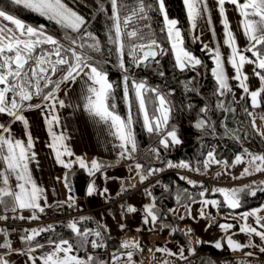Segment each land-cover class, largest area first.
Wrapping results in <instances>:
<instances>
[{
    "label": "snow or ice",
    "instance_id": "6c2138e0",
    "mask_svg": "<svg viewBox=\"0 0 264 264\" xmlns=\"http://www.w3.org/2000/svg\"><path fill=\"white\" fill-rule=\"evenodd\" d=\"M8 2L12 9L22 5L24 9L55 24L63 36L58 38L55 33H50L44 24L25 23L12 11L0 7V114L11 118L10 122L0 123V163L4 166L0 171V222L6 225L0 227V238L3 241L0 243V264H14L10 259L13 253L26 257L25 264H108V261L98 255H87L85 259L73 254L87 252L89 244L93 250L108 247L107 240L110 237L104 234L109 232V226L91 215L68 219L66 224L61 222V227L69 229L73 234L71 239L57 231L53 223L22 228L19 231L20 247H14L10 239L17 228L10 230L7 227L9 223L15 225L16 221H40L41 214H46V209L57 211L66 207L69 213L79 210L78 197L72 183L74 164L89 177L84 195L103 197L105 203L112 200L108 182L117 179L116 176H109L107 170L119 165L121 161L130 162L127 165L128 172H135L141 185L149 177H155L167 169H184L190 173L205 175L212 165L219 166L224 175L237 165H246L238 176L232 175V180L253 177L257 173L264 176V151L254 152L244 147L229 162L228 159L218 157L215 146L205 154L207 145L203 143V136L210 134L215 138L218 135L212 112L231 113L235 121L237 108L233 105L239 106L246 117L253 116L248 107L249 101L251 109L264 107V0H214L212 4L209 0H182L188 23V39L182 34L184 30L178 26L180 21L170 18L166 0H95L97 7L93 10L92 20L95 21L100 14L105 18V35L109 45L107 57L102 50L101 40L90 30L88 20L69 7L65 0ZM228 5L234 6L232 11L239 14L236 28L231 25ZM217 19L222 29V43L216 27ZM3 21L10 22L14 27ZM241 31L247 41L243 48L238 44V34ZM206 33H210V39ZM189 39L191 44L201 45V56L194 54L189 46ZM225 48L227 52L224 51ZM164 57L169 58L174 73H196L191 79H178L174 75L173 80L183 89L185 96L195 93L203 100V106L198 107L189 100L180 108L181 112L186 110L189 116L195 113L194 121L190 119L189 124L201 133L198 138L201 142L200 149L189 160L174 162L168 158V154L183 141L180 128L174 122L177 112L173 103L175 88L170 86L161 65ZM203 57H207L211 65ZM111 58L115 61L112 68L122 76L120 84L123 87V103L128 110L125 118L117 114L115 86L108 79L107 65ZM153 65L156 74L164 80L163 85H152L147 79L137 78L134 69H149ZM246 66H251L250 74L246 71ZM209 72L214 81L213 88L209 96H202L199 90L200 78L207 76ZM82 74L87 77L84 80L87 85L83 93L84 109L90 116L99 117L108 124L109 134L119 141L116 144L119 152L115 165L96 159H92L89 164L79 155L74 160L64 159L72 157L74 153L64 143L66 136L55 131L60 123L57 106L64 108L66 105L58 93L62 91V85L76 81ZM237 90L242 94L238 96ZM34 97L40 102L32 103ZM109 100L112 101L110 105L106 103ZM31 110H39L43 116L50 139L47 146L54 154L56 164L65 169L62 183L67 197L64 200L57 199L54 203H49L45 189L37 184L30 171L29 164L36 161L37 154L34 151L35 138L30 131V122L24 113ZM226 120L227 115L219 121L223 136L239 143L241 135L238 130L229 128ZM17 121L23 126L26 143L13 134L12 124ZM136 124H140L142 130L148 133L149 139L155 141L154 145L143 150V156L137 134L133 130ZM243 137H259L264 145V131L257 128L254 119L245 125ZM141 159L144 160L143 163ZM156 162L159 166H153ZM178 175L179 180L190 185L193 191L177 186L173 194L169 185H162L157 179L155 185L144 188L143 194L148 202H141L140 206L127 201L121 203L120 217L131 214L134 219L138 218L141 226L135 229L137 232H143V226L149 232H154L155 225L159 223L161 231L169 229L168 235L173 240L178 226L165 222L169 216L177 222L200 218L208 221L209 225L218 224L223 235L213 237L212 241L200 238L193 241L194 229L185 225L184 229H180L185 243L175 242L173 247L165 243L163 246H156L154 252L152 248H148L154 259L159 253L162 254L163 264H169V259L173 264H192L190 257L196 255V246L205 243H211L215 249H222L226 244L233 252L258 249L259 253L264 254V215H261L264 213V204L235 214V210L243 205L244 195L255 197L257 192H264V179L259 183L253 180L242 187H208L204 182L188 175ZM221 175L222 171L215 173L216 178ZM13 177L14 186L10 182ZM60 180L57 177V181ZM99 180L103 181L102 185ZM155 186L163 188L159 198L152 190ZM130 188L136 189L137 185L131 184ZM128 192L129 188L121 181L120 191L116 196L121 197ZM165 193L168 196L174 195L176 207H163L161 202L166 198ZM214 194H219L223 199L210 198ZM210 209H215L216 214L213 215ZM222 209L228 211L225 222L219 223L217 217ZM25 211L30 215H24ZM108 214L111 216L112 212L109 211ZM249 218L254 221V225L249 223ZM88 222L95 224V227H87ZM79 224H84V227L81 229ZM117 224L121 231L128 228L120 220ZM236 224H239V233L246 237L244 242L237 239V232L232 231ZM44 233H48L46 243H41L37 238ZM254 237L259 238V244L254 243ZM143 251L141 241L121 240L111 253V264H136L134 256ZM253 256V251H245L243 259L237 264H264L258 258L251 259ZM202 264H216V261L209 259L202 261Z\"/></svg>",
    "mask_w": 264,
    "mask_h": 264
},
{
    "label": "crops",
    "instance_id": "0c3cea01",
    "mask_svg": "<svg viewBox=\"0 0 264 264\" xmlns=\"http://www.w3.org/2000/svg\"><path fill=\"white\" fill-rule=\"evenodd\" d=\"M213 2L214 0H209L210 4H212ZM241 2H243V0H241ZM227 7L229 9L231 25L233 28H236L239 19V14L238 12L232 11L234 6L228 5ZM0 21H2V18H0ZM3 23L7 24L10 27H14L8 21H3ZM216 27L218 30V35L221 37L222 43V29L218 23V19L216 20ZM196 34H198V30ZM206 36L210 39V33H206ZM238 44L241 48L247 45V41L243 37L242 31L238 34ZM224 51L227 52V49L225 48ZM250 54L247 55L251 56ZM228 70L229 74H231L230 66L228 67ZM246 71H248L250 74L251 66H246ZM86 79L87 77L82 74L81 77H78L76 81L72 83H66V85H62V91L58 93L59 97L65 100L66 105L64 108H59V106H57V114L59 115L60 123L59 126L55 127V131L58 134L63 133L66 136V140L64 141V143L74 153L72 157H64V159L66 161L69 159L74 160L75 156L79 155L85 159L86 163L89 164L91 163L92 159H96L98 161L115 165V160L119 152V149H116V144H118L119 141H117L114 136L109 134L110 129L108 124L101 121L99 117L90 116L89 113L83 107V93L87 88V85L84 82V80ZM253 79L255 78L253 77ZM89 83L91 82L89 81ZM256 85L258 86V81H256ZM237 92L238 96L242 94L239 90H237ZM24 115L30 122V131L33 133L35 138L34 151L37 154L36 161H32L29 164L33 179L37 182L40 187H43L45 189V192L49 198V203H54L57 199L64 200L67 197V191L66 189H64L62 183V177L65 172V169H63L62 166L56 164L54 154L51 152V149L47 146L48 143H50V139L47 136V130L44 126V118L40 114L39 110L26 111ZM10 121L11 118L8 117L6 114H0V123H7ZM12 131L16 138L21 139L26 143L27 137L23 134V126L20 122L17 121L12 124ZM128 163L130 162L121 161L119 165H115L114 167L109 168L107 170V174L109 176L117 177L115 181L109 180L108 182V187L110 189L109 195L112 198L116 195L118 191H120L121 181H123L124 186L128 187L129 190H132L130 188L131 184H136L139 190L132 194L127 202L132 203L134 206H140L141 202H148V198H146V196H144L143 194V189L148 184V182L151 181V178L149 177L148 180H146L143 185H141L139 183V178L135 176V172L129 174L127 167ZM73 166L79 168L78 165L74 164ZM215 166L216 165H212L210 169L213 170ZM245 166L246 165L243 164L237 165L234 169H229L227 175H224L223 170L220 169L219 171H222L221 177L216 178L214 174L212 180H232V175L238 176L239 173L243 170V167ZM3 167V164L0 163V171L3 170ZM57 177H60L61 180L57 181ZM10 182L14 186L15 178L13 177ZM88 182L89 179L87 183ZM98 182L101 185L103 184L102 180H99ZM219 187L236 186L222 185ZM54 192L55 195L53 194ZM103 203H105L103 197H87L84 195V193L83 195L78 196V206L81 210L94 209ZM41 204H43V201H41ZM119 211H122L120 205ZM210 211L213 215L216 214L215 209H210ZM235 214L238 215V213ZM24 215L27 216L30 215V213L25 211ZM90 215L94 219L99 220L102 223H107V225L109 226V232L105 233V235H107L108 237L116 238L119 243L121 242V240L124 239L141 241V244L144 247V251L137 252V254L134 256L136 264H162V254L157 253V258L154 259L153 253L149 252L148 248H152L154 252L156 246H163L165 245V243H167L169 247H173L175 242H178L176 240H173V238L168 235L169 229H164L161 231L160 224L158 223L155 225L154 232H149L146 226H143V232H137L135 229L137 227H140L141 225H139L138 218L134 219L133 215L131 214H126L125 217L121 218L120 215L119 217H112L108 214L100 212L99 210H93ZM220 217L223 218V220L219 223H223V221L225 220V216L221 214ZM118 220L128 226L127 230L121 231L119 229L117 224ZM185 225H188L194 229V235L192 237L193 241H195L197 238H200L205 241H212L213 237L219 238L223 235V233L220 232L218 229V224L209 225L208 221L200 218H197V220L195 221L187 219L185 221L178 222L179 229H184ZM236 225L237 227L235 226L234 229L238 230L239 224ZM237 233V239L241 241V233ZM254 238L256 240V237ZM205 244L212 246L211 243ZM222 249H224V251L231 255H236L245 251H251L249 249H244L239 252H233L232 250L227 248L226 244ZM73 254L77 255V253ZM37 255H39V252L37 253ZM193 257L194 256L190 257L191 261ZM10 259L14 262V264H25L26 257H22L17 255L16 253H13ZM122 259H126V257H122ZM107 261L108 264H111V256Z\"/></svg>",
    "mask_w": 264,
    "mask_h": 264
},
{
    "label": "trees",
    "instance_id": "16d2710c",
    "mask_svg": "<svg viewBox=\"0 0 264 264\" xmlns=\"http://www.w3.org/2000/svg\"><path fill=\"white\" fill-rule=\"evenodd\" d=\"M65 2L69 5V7H72L74 10L78 11L80 14L85 16V18L88 20L89 24L91 25L90 30L93 31V33L97 36V38L101 40L102 50L104 52L105 57H107V48L109 47V45H107V37L105 35V28H104L105 18L103 14H100L97 16V19L95 21L92 20L93 10L97 7L95 0H75V2L74 0H65ZM0 7H5L6 9L12 11L17 18L22 19L25 23L32 25L44 24L50 33H55V35L58 38H62L63 36V33L59 30L58 26L48 22L43 17H40L35 13H32L24 9L22 5L18 6L16 9H12L8 0H0ZM166 8L170 18H175L180 21V24L178 26L184 30L182 34L185 35L186 39H188L187 37L188 23L186 19V13L183 9L182 0H166ZM109 11H110V6H109ZM153 16H155V13H153ZM159 19L162 21V17H160ZM156 31L159 36L158 27L156 28ZM188 43L191 49L193 50L194 54L197 56H201L200 53L201 45L199 43L195 45L191 44L190 39L188 40ZM93 55L96 54L93 53ZM203 58L206 60L207 63H209V65H211V61L208 60L207 57H203ZM114 62H115L114 58H111L107 65L108 79L109 82L114 83L115 86L114 95H115V103L117 105V114L121 115L122 118H125L128 110L125 104L123 103V87L122 84H120V82L122 81V76L119 71L112 68V63ZM161 65L163 66V70L165 71L166 74V79L168 80L170 86L175 88L173 103L176 105L177 112L174 122H176L180 128V134L183 141L181 145L176 146L175 149L168 154V158L172 159L174 162H178L181 159L189 160L190 158L195 156L198 149H200L201 142L198 138L201 136V133L192 126H190L189 124L190 119L194 121L195 113L193 112L192 115L189 116L186 110L184 112H181L180 108L182 104L186 105L189 100L193 104H196L198 107L203 106V100L201 99L200 96L195 95V93H188L187 96H185V94L183 93V89L179 86V84L176 81L173 80V76L174 75L177 76L178 79H191L196 75V73L191 71L184 74H180L178 72L174 73L171 69V64L169 62L168 57H164L161 59ZM134 71L136 72L138 79L140 78L147 79L149 83L152 85L164 84V80L161 79L156 74L155 65H153L149 69L141 68L138 70L134 69ZM213 84L214 81L211 79L210 72L207 74V76H202L200 78L199 90L202 96H209V94L212 91ZM228 99H231V97H228ZM106 103L110 105L112 101L109 100ZM212 103L214 106L215 99L212 100ZM233 107L237 108L235 121L233 120V115L231 113L224 114L214 111L211 113V115H212V119L216 121V130L218 135L215 138L212 137L210 134L203 136V143L207 145V148L205 149V154L207 150H210L213 146H215L217 149L218 157L221 159H228L229 162L231 158H234V154H239L240 152H242L244 147H247L249 148L250 151H254V152L264 151V145L261 144L259 137H255V138L250 137L249 139H244L243 137L244 127L250 120H253L255 119V117H257L259 120L264 121V107L251 109L250 101H249L248 107L253 112L252 117H246L245 114L240 110L239 106L233 105ZM225 115H227V120L225 121L227 126L229 128L238 130L239 134L241 135V141L239 143L223 136V129L219 126V121L223 120L225 118ZM236 121H243L244 123L239 124ZM133 130L137 134V140L139 142V146L141 149V156H143V150L147 149L151 144L154 145L155 141L154 139L153 140L149 139L148 133L142 130L140 124L134 125ZM143 162L144 160L141 159V163ZM153 166H159V163L156 162L154 163ZM73 168L75 170V175L72 177V183L75 189V195L78 197L83 195L89 177L83 170H80L78 167L73 166ZM219 170L220 167L216 165L213 170L209 168L207 174L205 175L199 174V175L205 177L208 180H212L213 175ZM178 174L179 173L168 172L167 169L164 173L157 174L156 178L150 181L144 188L152 187L153 185L156 184V180L159 179L162 185H169L171 187L173 194L175 193L177 186H179L180 188H188L189 191H193L190 185H187L185 182L179 180ZM261 179H264V176L253 180L259 183ZM253 180L245 182L244 184L251 183ZM202 182H204L205 185L208 187L213 186L209 182L206 181H202ZM244 184L236 187H242ZM152 190L154 192V195H156L158 198L161 196L163 192V188L161 186H155ZM164 195L166 198L163 199V201L161 202L163 207L165 208L175 207L176 203H175L174 195L168 196L166 193ZM212 197L219 200L223 199L221 196H219V194H214L211 196V198ZM263 201H264V192H257V195L255 197L244 195L243 205L240 209L235 210V213L250 210L253 207L259 206ZM217 220L218 222H220L223 220V218L219 216L217 217ZM67 221L68 220H61L54 222L53 224L56 226L57 231L62 232L64 234L65 238L71 239L73 234L70 232V230L65 227H61V222H64L66 224ZM165 222L171 223L174 226H178V222L173 220L171 216H169ZM78 226L81 227L82 229L84 227V224H79ZM235 226L237 227V225ZM87 227H95V224L88 222ZM47 236L48 233H44L41 235V237H38L37 239L40 240L41 243H46ZM105 236L108 237L107 235ZM174 236L176 241L180 243H185V238L180 235L179 226H178V231L174 234ZM107 244H108L107 248H101L96 250L91 249V246L89 244L87 252L80 251L79 253H77V255L85 259L87 255H98L101 259L107 261L111 256V253L116 250L117 246L119 245V241L114 237H110V239L107 240ZM196 248H197V253H202V252L209 253L213 256L228 254L226 251H224V249H220V250L215 249L214 247L208 244L197 245ZM209 259L210 258L207 255H201L200 259L192 260V264H202V261H206Z\"/></svg>",
    "mask_w": 264,
    "mask_h": 264
},
{
    "label": "built area",
    "instance_id": "2783aa9c",
    "mask_svg": "<svg viewBox=\"0 0 264 264\" xmlns=\"http://www.w3.org/2000/svg\"><path fill=\"white\" fill-rule=\"evenodd\" d=\"M38 102H40V101L37 98L34 97L32 103H38ZM168 172H175V173H179V174L188 175L189 177H192V178L201 179L196 173H190L187 170H183V169H180V170H178V169H168ZM160 174H162V173H160ZM138 190H139V188L129 190L128 193H126L125 195H123L121 197H117L115 195V196L112 197L111 202L103 203V204H101L100 206H98L97 208H94V209H85V210L79 209L78 211L73 210L70 213H69V211L67 210L66 207L64 209L57 210V211H53L51 209H46V214H41V220L40 221H32V222H29L27 220H25V221H16L15 225H12L11 223H9L7 225V227H9L10 230L13 227L17 228V231L13 232V234L10 237V239L12 240V243H13L14 247H20L21 245H20V241H19V231L22 228H24V227L28 228V227H32V226H39L42 223H44V224H46V223H54V222L61 221V220H68V219H71V218H79V216H81V215H90L93 210H99L100 212H102L104 214H108L109 211H111L112 212V215H111L112 217H119V215H120L119 205L121 203H125V201H128L129 197L132 194H134L135 192H137ZM5 226L6 225L4 224V222H0V227H5ZM2 242H3L2 238H0V243H2ZM0 251H2V250H0ZM201 255H207L208 257H213L209 253H199V254L195 255L192 259L200 258ZM257 258L260 261H264V254L259 253V251L254 252V256L251 259L255 260ZM214 259L216 260V262H218L220 264H237V262L239 260L243 259V254H240L239 256H230V257H228V256H217ZM169 264H173L171 259H169Z\"/></svg>",
    "mask_w": 264,
    "mask_h": 264
},
{
    "label": "rangeland",
    "instance_id": "374dc122",
    "mask_svg": "<svg viewBox=\"0 0 264 264\" xmlns=\"http://www.w3.org/2000/svg\"><path fill=\"white\" fill-rule=\"evenodd\" d=\"M255 123H256V126H257V128L258 129H260V130H262V131H264V121H261V120H259L257 117H255ZM259 152V151H258ZM201 179H196V178H193V179H195V180H198V181H206V182H209V183H211L213 186H216V187H219V186H222V185H228V186H239V185H242V184H244L245 182H248V181H251L252 179H257V178H260V177H263L261 174H259V173H257L255 176H253V177H243V178H241V179H239V180H229V181H216V180H208V179H206V178H204V177H202V176H200L199 174H197ZM190 178H192V177H190ZM204 179V180H203ZM213 198V197H212ZM216 199V198H215ZM261 204H264V201L261 203ZM260 204V205H261ZM259 205V206H260ZM259 206H257V207H259ZM228 210H221V213H220V215L222 214L223 216H225V214H226V212H227ZM238 214H239V212H238ZM261 215H264V213H261ZM222 217V216H221ZM251 221H252V223H253V225H254V221L251 219V218H249V223H251ZM223 222H225V220L223 221ZM233 231H235V232H239V228H238V230H233ZM246 240V237H245V235L244 234H242L241 233V242H244ZM254 243H257V244H259L260 242H259V238L258 237H256V240H255V238H254ZM249 250H251V251H253V252H256L258 249H255V250H253V249H249ZM203 253V252H202ZM197 254H199V253H196V255ZM240 254H243V253H239V254H236V255H231V254H224V255H220V256H228V257H230V256H239ZM213 256V255H212ZM215 257H217V256H213V257H209L211 260H214V261H216L214 258ZM198 259H200V258H196V260H198ZM192 260H194V259H192ZM216 264H220V263H218V262H216Z\"/></svg>",
    "mask_w": 264,
    "mask_h": 264
},
{
    "label": "bare ground",
    "instance_id": "6f19581e",
    "mask_svg": "<svg viewBox=\"0 0 264 264\" xmlns=\"http://www.w3.org/2000/svg\"><path fill=\"white\" fill-rule=\"evenodd\" d=\"M253 180V179H252Z\"/></svg>",
    "mask_w": 264,
    "mask_h": 264
}]
</instances>
